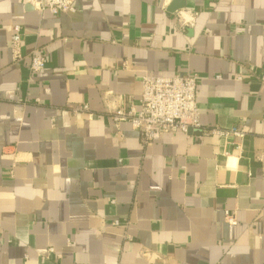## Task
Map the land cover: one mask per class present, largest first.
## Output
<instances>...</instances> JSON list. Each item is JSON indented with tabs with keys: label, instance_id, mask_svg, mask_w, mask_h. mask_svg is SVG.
<instances>
[{
	"label": "crops",
	"instance_id": "0c3cea01",
	"mask_svg": "<svg viewBox=\"0 0 264 264\" xmlns=\"http://www.w3.org/2000/svg\"><path fill=\"white\" fill-rule=\"evenodd\" d=\"M0 0V264H264V0ZM195 14L180 28L176 12ZM25 57L12 62L11 28ZM38 49L44 69L29 71ZM198 75L200 129L143 145L112 112ZM86 104V113L74 106ZM243 124L240 150L203 130ZM224 211L236 216L229 225ZM117 223V225H114ZM51 249V252H49Z\"/></svg>",
	"mask_w": 264,
	"mask_h": 264
},
{
	"label": "built area",
	"instance_id": "2783aa9c",
	"mask_svg": "<svg viewBox=\"0 0 264 264\" xmlns=\"http://www.w3.org/2000/svg\"><path fill=\"white\" fill-rule=\"evenodd\" d=\"M75 2L76 0H28L29 5L36 12L48 11L55 16L74 13ZM194 16L195 14L190 12H176L177 23L182 29L191 25ZM23 35L20 26H12L9 37L12 62H19L25 57L21 49ZM27 57L31 74L40 73L44 69L46 58L38 49L31 51ZM197 83L198 75L194 73L173 76L144 75L141 78L139 100L115 109L112 112V121L116 128L120 123H128L131 129L138 133L141 143L146 146L158 140L163 133L180 132L187 135L190 131L201 128L196 104ZM71 111L74 114L86 113L88 106L77 105ZM202 133L220 141L223 145L220 154L227 157L229 153L225 146H232L239 151L247 129L243 124H237L230 128L205 129ZM254 160L264 176V148L255 153ZM224 219L229 225H236L235 214L224 211Z\"/></svg>",
	"mask_w": 264,
	"mask_h": 264
}]
</instances>
